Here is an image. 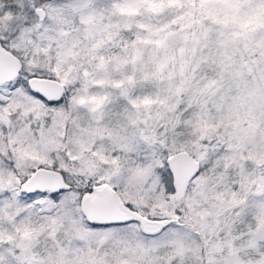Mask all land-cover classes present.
<instances>
[{
	"label": "rangeland",
	"instance_id": "1",
	"mask_svg": "<svg viewBox=\"0 0 264 264\" xmlns=\"http://www.w3.org/2000/svg\"><path fill=\"white\" fill-rule=\"evenodd\" d=\"M258 3L264 17V0H0L1 44L14 50L26 71L54 77L64 88L54 109L19 90L0 92V228L12 234L7 239L0 230V249L15 264H264V91L249 97L261 121L235 117L222 140L216 135L184 149L199 171L181 200L173 199L168 171L161 179V166L180 150L184 122L201 92L195 88L172 119L182 91L173 77L180 82L188 63L193 76L213 60L222 67L238 64L235 74L254 73L244 65L252 57L221 61L210 51L193 58L200 19L214 9L217 31H254ZM150 77L163 88L134 91ZM212 83L207 91L218 95ZM206 98L194 103L202 122ZM54 164L75 188L95 186L89 197L104 186L140 216L166 225L152 235L133 221L90 226L75 193L57 203V197L28 201L19 186L35 169L53 170ZM221 191L223 198H216ZM65 212L68 221L59 217ZM32 215H39L38 226L20 224Z\"/></svg>",
	"mask_w": 264,
	"mask_h": 264
},
{
	"label": "trees",
	"instance_id": "2",
	"mask_svg": "<svg viewBox=\"0 0 264 264\" xmlns=\"http://www.w3.org/2000/svg\"><path fill=\"white\" fill-rule=\"evenodd\" d=\"M16 0H9L10 2H14ZM256 6V12H255V22L260 23V25L254 29V31H247L243 32V30H239L238 27L235 29L232 28V31L235 33H228L224 32V30L217 31V25L216 21H213L216 17V10L210 9L208 13L204 14V18L200 19V23L198 25L197 30L199 31V38L201 41H199L198 46H195L196 51L193 58H195L196 55L199 56H205L207 58L212 51L213 53H217L219 58H225L221 61H228L227 59L234 58L236 60H239V58L243 57H252L253 59L251 62L246 61L244 64L245 66H248L250 70H253V74H235L234 70L236 67H240L234 64H225L224 67H222L219 64V61L213 60L212 63H203L199 66V69L197 72L193 73V76H189V73L191 72L190 64L188 63V68H186V75L180 82H178V79L176 77H173V83H176L178 85L182 84V91L179 96V100L177 101V104L174 106V108L170 111L171 118L173 119V110L174 113L177 109L181 110L180 108L184 105L185 99L188 97L189 94H192V91L196 88L197 90H200L201 92L199 94L195 95L194 103L197 104L198 102L204 99L209 98V101H204L203 109L205 113L201 110V113L206 119L205 122L211 123L213 121H216L218 119H222L225 121L226 127H223V133H225L227 130H230L233 126V121L235 117H243L246 115L245 122L246 124H251L252 122H256L258 119V122L262 120L261 117L263 115L260 112L253 111L254 104L249 99L253 94L255 93H262L264 91V79L258 78V75H264V60L259 58L257 61L256 57L264 56V17L262 16V9L259 3L255 5ZM206 15V16H205ZM218 21V20H217ZM219 22V21H218ZM231 22V21H230ZM232 23V22H231ZM193 26V25H192ZM191 26V27H192ZM223 31V32H222ZM216 40H218L216 42ZM221 42L224 44L217 46L216 43ZM258 54V56L255 55ZM264 58V57H263ZM212 59V58H211ZM215 59V58H214ZM246 59V58H245ZM243 60V59H242ZM218 63V64H217ZM203 67H206L207 69H203ZM222 69V70H220ZM219 72V76L216 78H212L211 75H214L216 72ZM262 72V73H257ZM214 73V74H213ZM262 78V76H261ZM213 81L212 86L218 87V95H213L211 93H208L207 91V84ZM142 83L144 86H138L139 88H136L137 84ZM141 85V84H140ZM164 84L163 82L156 78H147L144 80L138 81L134 86V91L138 92L139 94H151L155 91L160 90L163 88ZM203 90V91H202ZM189 91H191L189 93ZM204 93V94H203ZM145 94V95H146ZM204 95V96H203ZM213 101L212 103H210ZM192 102V108L188 112L190 114L189 118L190 120H195L196 116L198 114V109H196V106ZM182 117L186 116L187 113L182 112ZM200 116V115H199ZM122 117L123 121L128 117L127 111L125 109V105L122 109ZM180 117V118H182ZM81 120V119H80ZM172 125L168 124L167 127L164 128L163 132V138L164 141L167 142L169 139V133L172 130ZM176 130L178 128H175ZM256 130L259 128L256 127ZM222 133V134H223ZM222 134L221 136H218L220 140H222ZM260 136V135H255ZM185 137V134L181 136V138ZM28 139L26 141H22L21 143L28 144ZM181 200V199H180ZM2 207H0V215L2 212ZM66 213V214H65ZM61 213L59 215L60 218H62L63 221H68V219L71 217V214L69 212ZM59 218V219H60ZM61 220V219H60ZM24 221L25 225H36L39 223V215H32L28 218V221L25 219H22L20 221V224ZM64 223V222H63ZM19 224V225H20ZM64 225V224H63ZM87 225V224H86ZM91 226V225H90ZM17 230V225L13 226ZM103 227V226H99ZM105 227V226H104ZM39 229V228H38ZM42 229V228H41ZM46 229V228H45ZM0 230L7 236V239L12 238V234L10 227H5L4 229L0 228ZM45 232V231H43ZM42 232V233H43ZM34 234H30V236H33ZM35 236V235H34ZM0 255L2 254L3 260L0 261V264H15L14 259L9 255L10 253L7 252L4 249H0ZM35 254V253H34ZM36 255V254H35ZM254 255L251 254V257Z\"/></svg>",
	"mask_w": 264,
	"mask_h": 264
},
{
	"label": "water",
	"instance_id": "3",
	"mask_svg": "<svg viewBox=\"0 0 264 264\" xmlns=\"http://www.w3.org/2000/svg\"><path fill=\"white\" fill-rule=\"evenodd\" d=\"M34 12L38 19H42L43 13L40 9L36 8ZM20 68L19 60L0 47V84L11 81ZM32 87L43 92L49 99L64 94L63 86L53 79L33 80ZM165 163L170 176V185L173 194H175L173 199L179 200L184 196L189 180L198 173L199 165L189 153L186 151L181 153V150L167 156L164 160ZM64 187L65 183L61 179L59 171L37 168L19 186V190L24 193L25 190L46 189L54 191ZM80 212L83 217H86V222H102L91 224L96 226L135 221L144 234L156 233L166 225L165 220L149 219L132 211L122 202L117 201L113 193L104 186L97 189L93 196H86L80 201Z\"/></svg>",
	"mask_w": 264,
	"mask_h": 264
},
{
	"label": "snow or ice",
	"instance_id": "4",
	"mask_svg": "<svg viewBox=\"0 0 264 264\" xmlns=\"http://www.w3.org/2000/svg\"><path fill=\"white\" fill-rule=\"evenodd\" d=\"M6 52H10L12 55H15L14 50L9 49L5 47L4 45H0ZM54 77H46V76H40L37 75L35 72H28L25 70V67L21 65V68L17 70L16 76L11 80L5 82L3 85H0V92H3L4 90H7L8 95H11L14 91H21L25 93L27 96L31 97L33 100H37L40 103H42L45 107L49 108H56L59 106L60 102L63 99V96L55 97L49 99L43 92L35 89L32 87V81L33 80H42V79H52ZM5 101L0 99V105L4 104ZM162 168V176L161 179H168L167 176V164H163L161 166ZM56 169V165H53V170ZM61 179L64 180L65 187L61 189H55L54 191H48L46 189H32L30 191L25 190L23 195L27 198L28 201L35 202L37 200H43L45 198L52 199L53 197H57V200H53V203H57L59 201H62L66 195L70 193H75L76 200L81 201L86 196L90 195L92 191L95 190V186H89L85 185L82 189L81 188H75L74 185L67 180L64 179V177L67 175V173L64 172L63 169H60ZM82 219H86V217L82 216ZM102 222L99 221H87V224H99ZM108 223H114V222H108ZM118 223H127V222H118Z\"/></svg>",
	"mask_w": 264,
	"mask_h": 264
},
{
	"label": "clouds",
	"instance_id": "5",
	"mask_svg": "<svg viewBox=\"0 0 264 264\" xmlns=\"http://www.w3.org/2000/svg\"><path fill=\"white\" fill-rule=\"evenodd\" d=\"M153 107L155 108V105ZM176 115L178 117L179 113H177ZM145 118L151 119L152 117L150 115L145 114ZM184 123H185V127H184L185 139L179 145L181 153L184 152V149L186 147L189 150H191L192 146L198 143H201L202 141L208 140L209 137L214 138L216 135L222 134L223 127H226L225 121L222 119H218L211 123L202 122L199 119L186 120ZM208 142L210 143L211 141L209 140ZM78 156H79V153H77V156H76L77 159H78ZM69 162H71V159H69ZM224 195L225 193L223 191L214 193V196L220 199H222ZM179 211L182 212V210H179ZM175 212L176 210H174V214ZM196 215H200V213H196Z\"/></svg>",
	"mask_w": 264,
	"mask_h": 264
},
{
	"label": "flooded vegetation",
	"instance_id": "6",
	"mask_svg": "<svg viewBox=\"0 0 264 264\" xmlns=\"http://www.w3.org/2000/svg\"><path fill=\"white\" fill-rule=\"evenodd\" d=\"M0 44H1V42H0ZM2 45V44H1ZM5 83V82H4ZM4 83H1L0 85H3ZM129 208V207H128ZM131 209V208H130ZM132 210V209H131ZM132 211H134V210H132ZM135 212V211H134ZM137 213V212H136ZM138 214V213H137ZM133 222H135V221H133ZM138 225V224H137ZM139 227V226H138ZM140 229V228H139ZM157 233V232H156ZM153 234H155V233H153ZM149 235H152V234H149Z\"/></svg>",
	"mask_w": 264,
	"mask_h": 264
}]
</instances>
